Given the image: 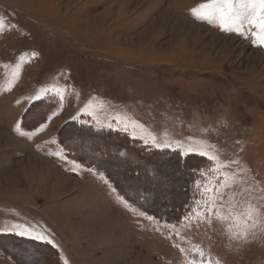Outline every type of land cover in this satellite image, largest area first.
<instances>
[{
	"label": "rangeland",
	"instance_id": "1",
	"mask_svg": "<svg viewBox=\"0 0 264 264\" xmlns=\"http://www.w3.org/2000/svg\"><path fill=\"white\" fill-rule=\"evenodd\" d=\"M207 3L0 0V264H264V217L201 218L221 172L264 196L260 29L247 0L239 31Z\"/></svg>",
	"mask_w": 264,
	"mask_h": 264
},
{
	"label": "snow or ice",
	"instance_id": "2",
	"mask_svg": "<svg viewBox=\"0 0 264 264\" xmlns=\"http://www.w3.org/2000/svg\"><path fill=\"white\" fill-rule=\"evenodd\" d=\"M232 5L233 0H210V3L201 4L199 5V8H193L192 12L193 14H198L197 18L216 20L224 31H239L238 22L240 16L238 13L234 12ZM241 7L246 9L245 19L248 20V23L256 25L260 29L258 40L260 44L264 45V0H247V3L241 4ZM258 8L259 12L257 11ZM234 24L236 27L233 26ZM129 123L134 126L139 124L140 127H145L143 124H140L139 121H129ZM108 126L111 127V124ZM148 136L150 137V140L145 139V137L140 138L144 140L145 143L150 142L156 148L171 149L173 147L172 142L167 139L158 142V138L155 133L149 132ZM206 143L207 142L205 141L201 142L202 145H206ZM176 144L185 156L192 152H198V154L208 157L212 161L216 162L217 167L212 169L211 172L201 171L202 176L209 174L214 175L215 172L220 171L223 167V163L220 161L218 155H209L207 150L201 151L191 143L186 145L188 151L185 152L184 141L178 140L176 141ZM221 177L223 179V183H220L219 181L216 184L202 182L197 185L199 189H202V195L206 197L201 201V204L203 205L201 208V213H203L201 218L205 223H212L213 220L207 216V213L214 212L216 213V219L218 221L232 220L234 222H243L248 224L249 227L255 228L257 224L261 222L258 217H264V214L260 212V205L253 204L251 201L253 199H264V196L254 197V189L243 186L246 184V181H244L242 177H233L231 182H229L228 178L224 177L223 172H221ZM261 192H264V189H261ZM229 195L232 198L231 200H228ZM218 201L220 203H217ZM239 204L246 205V207L241 210L238 207ZM224 207H228L232 209V211H230L228 215H223L221 209ZM149 219H151V217H149ZM33 231L35 230H17L16 234L21 237H28L37 240L47 239L42 232H36L35 235H33ZM243 236L246 238L247 233H243ZM48 242L51 241L49 240Z\"/></svg>",
	"mask_w": 264,
	"mask_h": 264
},
{
	"label": "trees",
	"instance_id": "3",
	"mask_svg": "<svg viewBox=\"0 0 264 264\" xmlns=\"http://www.w3.org/2000/svg\"><path fill=\"white\" fill-rule=\"evenodd\" d=\"M132 143L135 144L136 142L134 143V141H133Z\"/></svg>",
	"mask_w": 264,
	"mask_h": 264
},
{
	"label": "bare ground",
	"instance_id": "4",
	"mask_svg": "<svg viewBox=\"0 0 264 264\" xmlns=\"http://www.w3.org/2000/svg\"><path fill=\"white\" fill-rule=\"evenodd\" d=\"M183 18V17H182ZM182 22V21H181ZM112 219V218H111Z\"/></svg>",
	"mask_w": 264,
	"mask_h": 264
}]
</instances>
